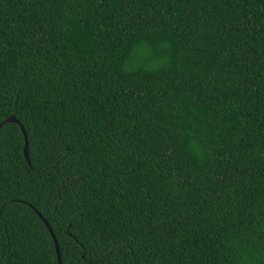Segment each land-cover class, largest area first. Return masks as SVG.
Instances as JSON below:
<instances>
[{
  "label": "trees",
  "instance_id": "16d2710c",
  "mask_svg": "<svg viewBox=\"0 0 264 264\" xmlns=\"http://www.w3.org/2000/svg\"><path fill=\"white\" fill-rule=\"evenodd\" d=\"M9 117L0 264H264V0H0Z\"/></svg>",
  "mask_w": 264,
  "mask_h": 264
},
{
  "label": "water",
  "instance_id": "95a60500",
  "mask_svg": "<svg viewBox=\"0 0 264 264\" xmlns=\"http://www.w3.org/2000/svg\"><path fill=\"white\" fill-rule=\"evenodd\" d=\"M12 123L16 124L19 127L20 132H21V134L23 136L24 146H23V149H22V154H23L24 161L26 162L27 165H29L30 162H29V154H28V141H27V136H26L25 130L21 126V124L14 117H9V118L5 119L4 121H2L0 123V130H1V128L4 125L12 124ZM30 208L33 210L32 207H30ZM33 211L36 214V216L40 219V221L44 224L46 230L48 231V233H49V235H50V237H51V239L53 241L54 250H55L56 258H57V264H61L58 244H57L56 238H55V236H54L49 224L47 223V221L45 219L42 218V216L36 210H33Z\"/></svg>",
  "mask_w": 264,
  "mask_h": 264
}]
</instances>
